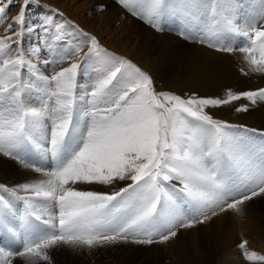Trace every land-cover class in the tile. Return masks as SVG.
I'll return each instance as SVG.
<instances>
[{"label":"snow or ice","instance_id":"1","mask_svg":"<svg viewBox=\"0 0 264 264\" xmlns=\"http://www.w3.org/2000/svg\"><path fill=\"white\" fill-rule=\"evenodd\" d=\"M116 3L157 32L239 53L242 74L264 76V0ZM30 6L46 7L0 4V156L36 174L0 183V264H52L64 247L167 244L221 216L243 221L247 204L264 198V131L212 113L242 100L235 111L247 112L264 103V87L223 97L158 90L148 71L96 35L47 17L32 22ZM33 33L43 40L26 46ZM237 247L264 264L248 239Z\"/></svg>","mask_w":264,"mask_h":264},{"label":"rangeland","instance_id":"2","mask_svg":"<svg viewBox=\"0 0 264 264\" xmlns=\"http://www.w3.org/2000/svg\"><path fill=\"white\" fill-rule=\"evenodd\" d=\"M96 1L104 2V3H106L107 1V4L104 6L103 9L104 10L107 9V11L110 14L114 13L115 15L118 13H123L128 15V13H126L125 10L118 3H116V0H96ZM78 2L83 3V0H78ZM244 2L246 4H251L252 0H244ZM11 9H13L14 11L19 10L18 3L13 4L11 6ZM111 10L113 13L111 12ZM100 19H101L100 15H97L93 19L92 18H86L85 20L83 19L84 20L83 23L86 25V27H88L85 28L93 32H97L98 34H100V29L104 28L103 31L104 30L106 31L109 27L108 25L105 26L106 22L105 20H103L104 18L102 19L103 21H101ZM114 20L115 18L111 20V22L109 21L110 23L108 22L109 24H111L109 26L112 28L113 26L118 28L120 23ZM33 21L35 20L33 19ZM94 21L96 25L94 24ZM133 22H135L134 25L140 34L139 36L141 37V42H142L141 50H140L141 60L147 59L150 55V52H153V57H154L153 62L155 65L154 66L151 65L148 66L147 64L145 65L151 67L152 70L154 69V72L156 71L155 82L158 86V90H174L177 92V94H182L183 92L191 89L187 87L189 78L193 73L196 72L199 66L203 65L202 63L207 53L206 50L209 48H207L205 45H201L199 43H193L182 39L180 36L176 34V31H170L166 29L167 31L165 30L163 32H157L148 25L144 24L142 21L140 22L136 18L133 19ZM89 27H92L93 30ZM210 50H214V49H210ZM223 55H224V63L219 66L217 65L219 74H218V79L214 81V82L219 81V84L215 86L211 82H208V83H204L200 89H192V90H195L199 95L202 96L223 97L224 95L222 90L226 91L228 89H232V90L236 89L235 91L238 92V91L250 90L252 88L256 89V88L264 87V76H261L259 74L244 75L241 73L240 69L242 67L246 69L247 67L246 64L241 63V54L223 53ZM213 58H215V56H213ZM234 58L236 59L234 60ZM213 68L216 67L213 65ZM220 79H224V80L227 79V84L225 86H222L220 83ZM247 83L250 86H247ZM237 102H235L231 106V111L229 113L230 116L229 115L226 116L222 111L223 109L224 110L229 109V106L213 109L212 113L218 119L226 120L233 124H243L246 125L248 128H254L259 131H264V109L258 104L256 105V107L250 106V113H251L250 115L249 113H245V112H241V113L236 112L235 107H238V105L242 104L241 103L242 101H237ZM257 107L260 108L257 109ZM255 112L256 113L258 112L257 113L258 118H256V120H254L253 122V120H250V118L252 114H256ZM9 161L11 162L10 165L13 166L14 170L18 174H22L23 169H21L20 166L15 161H12L10 159ZM248 212L250 214H248ZM251 214H255L257 216L253 217L252 219V217L250 218ZM261 215L263 218L261 217ZM229 217L230 220L232 219L235 220L236 216L229 215ZM260 217L261 219H259ZM220 218H222V216ZM235 222L236 224H235L234 232L236 236L239 237L238 235L241 234L239 238L242 237V239L250 240V243L253 244L252 248L255 249L257 252L264 254V249H263L264 247L260 246V244L256 242V240L259 241L264 240V231H263L264 230V198H256L253 201L249 202L245 209V216L243 221L237 218ZM211 223L214 224V222H209L208 224L198 226L201 227L200 229H202L203 231V232L201 231L202 233L199 234V235L202 234L200 238L202 240L201 244L203 245V248L205 246L204 249L210 248L212 250V251L205 250V254L201 253V251L195 252L192 249L193 248L191 241L192 233H189V230H191L189 229L186 231L185 230L181 231L178 239L170 241L167 244H153L149 246V245L122 243L108 247L96 248L92 250H89L87 248L71 249L67 247L56 249L53 250V252L51 253L52 264H130V263L131 264H163V263L164 264H170V263L220 264L219 258L216 256L214 250L211 247L215 244L216 240L220 242L222 236L219 235L218 237V234L215 233L212 229L211 231L206 230L207 227L212 226ZM237 223H241V224H237ZM238 225H241L242 227ZM236 231L238 233H236ZM259 234L260 236H258ZM4 239H5L4 234H0V240L3 241ZM207 255H209V257H206ZM250 263L251 262L246 261L243 264H250Z\"/></svg>","mask_w":264,"mask_h":264},{"label":"bare ground","instance_id":"3","mask_svg":"<svg viewBox=\"0 0 264 264\" xmlns=\"http://www.w3.org/2000/svg\"><path fill=\"white\" fill-rule=\"evenodd\" d=\"M5 3H8V0H0V4H5ZM39 3L41 5H45L46 7H34V6H32V7L30 6L29 7V13L28 14H29V19L32 22L39 23L40 21L44 20L47 17L49 19L54 20L57 24L64 25L65 31H67L69 33H73L74 32V27L73 26H79V28L83 29L85 32H88L90 34L96 35L97 38L100 40L101 44L105 48H107L110 52H115L118 55L127 57V58L131 59L134 63H136L138 66H140L144 70L148 71L153 76V79L155 81V78H156L155 77V72L156 71L154 72V69L152 70L151 67H148L150 65L151 66L155 65L154 62H153V59H154L153 52H150V55H149L148 58L145 57L147 59H145V60L143 59L144 61L141 60L140 50H141L142 42H141V37L139 36L140 34H139L138 30L136 29V27L134 25L135 22H133V19H134L133 16H130V14L127 15V14H123V13H118V14L114 15L112 10H111V12L113 14H110L107 11V9L106 10L103 9L102 11L98 10L99 6L100 5H104L105 6L107 4V1H106V3H104V2H97L96 0H83V3H80V2H78V0H43V1L39 0ZM11 6H10V8L7 9V13L6 14H7L8 17L15 16L18 13V11H19V10L14 11L13 9H11ZM109 8H110V6H109ZM58 12L59 13H63V16L58 15ZM97 15H100L101 16L100 20L101 21L105 20V22H106L105 26L108 25V27H109L106 31L105 30L103 31L104 28L100 29V34H98L97 32H93V31H91L89 29H86L88 27H86V25L83 23L86 18H92L93 19ZM31 18H33L35 21H33V19H31ZM114 18H115L116 22L120 23L118 28L115 27V26H113V28L109 26V25H111L109 23ZM94 24H95V21H94ZM100 26H102V25H100ZM89 28H91L93 30L92 27H89ZM0 35H3V30L2 29H0ZM52 35H55V33L53 32ZM37 37H39L40 39L38 40ZM43 38L44 37H43V35L41 33H33L30 38L26 39L25 44H26V46L28 45L29 42H31L33 44H39L40 41L43 40ZM77 42H79V38L78 37H77ZM52 46L56 47V44L53 43ZM206 51H207V53H206V56H205L204 61L202 63L203 65L199 66L197 68L196 72L191 75V77L189 78V81L187 83V87H189L191 89H200L203 86L204 83H208V82H211L215 86L219 84V81H217V82H214V81H216L218 79V74H219L218 73V66L222 65L224 63V55H223V53H219V52H216V51L210 50V49H207ZM40 56L42 58H48L50 56V53L42 48V50L40 52ZM213 56H215V58H213ZM235 59L236 58H234V60ZM34 62H37V61H34ZM145 64H147L148 66H146ZM213 65L216 68H213ZM41 71H43L45 75L50 74V71L44 69L43 67H41ZM220 83H221L222 86H225L227 84V79L226 80L220 79ZM247 86H250V85H248V83H247ZM222 91H223V95H224L225 94V90H222ZM241 103L244 104V103H247V101L242 100ZM259 105L264 109V103H261ZM228 106H229V109H227V110L223 109L222 110L223 113L226 116L229 115L232 105H228ZM259 108L260 107H257V109H259ZM232 112H234V111H232ZM245 113H249V115L251 114L250 113V107H249V110L247 112H245ZM257 113L256 114H252L250 120H253V122H254V120H256V118H258L257 117V115H258ZM10 164H11V162L9 161V159L0 156V183L18 184V183H21V182L25 181L26 179H31V178H34L36 176V174L28 173V172H25L24 170H22L23 171L22 174H18L14 170L13 166L10 165ZM248 214H250V213L248 212ZM256 216L257 215H255V214H251L250 218L252 217V219H253V217H256ZM261 217H262V215H261ZM261 217L259 219H261ZM237 218L238 217H235V220H233V219L230 220L229 216H222V218L216 219L214 221V224L211 223L212 226L206 228L207 231L208 230L211 231V229H212L215 233L218 234V237H219V235L222 236V237L220 236L221 237V241L219 242V241L216 240L215 244L211 247L214 250L216 256L219 258L220 264H243L244 262H246V260L242 256L240 250L237 247V244L242 239V237L239 238L241 234H239L238 235L239 237H237L235 232H234L235 224H236L235 221H236ZM237 224H241V223H237ZM238 226L242 227L241 225H238ZM200 228L201 227L193 228V229L189 230V233H192L191 234L192 235V240L191 241H192V246H193L192 249L195 252H200L201 251V253L205 254V250H207V251H212V250L210 248L204 249L205 246L203 248V245L201 244L202 240L200 238V236L202 234L199 235L203 231ZM237 231H236V233H238ZM185 235H186V232H185ZM258 236H260V234ZM251 242H253V241H251ZM256 242H258L260 244V246L264 247V240H260V241L256 240ZM252 246H253V244L250 243V240H249V248H250V250H255V249L252 248ZM254 247H255V245H254ZM258 249H260V248H258ZM167 256H169V255H167ZM206 257H209V255H207ZM170 264H172V263H170Z\"/></svg>","mask_w":264,"mask_h":264}]
</instances>
